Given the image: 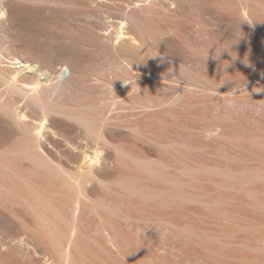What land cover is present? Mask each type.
I'll return each instance as SVG.
<instances>
[{
  "label": "bare ground",
  "instance_id": "obj_1",
  "mask_svg": "<svg viewBox=\"0 0 264 264\" xmlns=\"http://www.w3.org/2000/svg\"><path fill=\"white\" fill-rule=\"evenodd\" d=\"M113 2L0 0V264H264V140L180 111L181 68L137 18L111 64L173 94L131 104L97 60Z\"/></svg>",
  "mask_w": 264,
  "mask_h": 264
},
{
  "label": "rangeland",
  "instance_id": "obj_2",
  "mask_svg": "<svg viewBox=\"0 0 264 264\" xmlns=\"http://www.w3.org/2000/svg\"><path fill=\"white\" fill-rule=\"evenodd\" d=\"M113 6L101 13L104 30L97 60L117 85H131L125 94L131 104L150 103L173 94L169 79L157 77L150 67L128 70L123 63L111 64L107 38L113 35L128 40L129 36L120 34L118 28L124 21L125 29L135 38L129 42L135 44L141 32L132 21L137 18L147 32L146 41L155 38L181 68L172 77L180 91L190 89L187 94L191 98L187 99L191 105H181L180 111L215 118L219 125L222 121L219 128L248 130L257 134L259 141L264 140V64L260 61L264 58V0H114ZM132 53L137 61L146 62L137 47L133 46ZM215 119L210 121L214 123ZM146 231L150 244L161 246L157 232ZM159 248L164 255L178 252ZM172 254L169 257L177 258ZM190 260L185 263H204Z\"/></svg>",
  "mask_w": 264,
  "mask_h": 264
},
{
  "label": "clouds",
  "instance_id": "obj_3",
  "mask_svg": "<svg viewBox=\"0 0 264 264\" xmlns=\"http://www.w3.org/2000/svg\"><path fill=\"white\" fill-rule=\"evenodd\" d=\"M183 74V73H182ZM227 79H230V78H227Z\"/></svg>",
  "mask_w": 264,
  "mask_h": 264
}]
</instances>
